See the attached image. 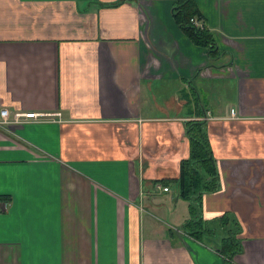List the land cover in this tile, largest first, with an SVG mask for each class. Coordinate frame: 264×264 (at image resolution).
I'll list each match as a JSON object with an SVG mask.
<instances>
[{"label":"crops","instance_id":"0c3cea01","mask_svg":"<svg viewBox=\"0 0 264 264\" xmlns=\"http://www.w3.org/2000/svg\"><path fill=\"white\" fill-rule=\"evenodd\" d=\"M172 1L0 0V108L52 114L0 124V264H223L159 181L188 154V119L219 183L202 219L228 213L231 264H264V0H193L220 65Z\"/></svg>","mask_w":264,"mask_h":264},{"label":"trees","instance_id":"16d2710c","mask_svg":"<svg viewBox=\"0 0 264 264\" xmlns=\"http://www.w3.org/2000/svg\"><path fill=\"white\" fill-rule=\"evenodd\" d=\"M170 14L173 22L187 39L192 44L204 48L207 65H220L222 52L218 50L209 29L202 23L196 25L190 21L193 16L201 17L193 0H173ZM184 127L188 141V154L179 160L176 178H161L159 181H163V183L173 182L177 196L187 201L188 216L179 228L199 240H202L204 234L208 238L215 239L218 242V251L225 257L223 264H231L233 254L241 250L240 240L237 237L240 230L239 223L236 219L231 218L228 213L207 220L202 219L200 195L202 192L216 190L219 185L218 177L202 122L196 119H188L185 121ZM191 213L196 214L189 216ZM227 217H230L231 220ZM222 218L225 220L222 221ZM208 221L220 224V227L226 222L229 226L224 224L221 234L218 235V233L213 232L211 226H207Z\"/></svg>","mask_w":264,"mask_h":264},{"label":"built area","instance_id":"2783aa9c","mask_svg":"<svg viewBox=\"0 0 264 264\" xmlns=\"http://www.w3.org/2000/svg\"><path fill=\"white\" fill-rule=\"evenodd\" d=\"M190 21L193 22L196 25H201V22L198 21L195 16L190 18ZM57 114V112L55 113ZM49 115H52L47 112H34V111H17L15 110L9 115V112L6 108L1 107L0 108V124L7 123V122H22L27 121L28 119H46ZM163 190L166 189V186L162 187Z\"/></svg>","mask_w":264,"mask_h":264},{"label":"rangeland","instance_id":"374dc122","mask_svg":"<svg viewBox=\"0 0 264 264\" xmlns=\"http://www.w3.org/2000/svg\"><path fill=\"white\" fill-rule=\"evenodd\" d=\"M156 88V87H155ZM155 88H154V91H155V96H156V98H160L161 96H163L164 95V93H163V91L161 90V89H159V88H157V90H155ZM189 95L190 96H193L194 97V99H195V96H196V94L195 93H193L192 91H189ZM196 213H191V215H189V216H193V215H195ZM227 219H229V220H231V218L230 217H227ZM225 220V218L223 219L222 218V221H224ZM228 220V221H229ZM207 226H211L212 228H213V232L214 233H218V235H220L221 234V230H222V228H223V226H224V224L225 225H227V226H229V224H227L226 222L220 227V224H217V223H215V222H211V221H208L207 223ZM208 228H210V227H208ZM216 228V229H215ZM226 229L228 228V227H225ZM180 230H182L181 228H179ZM217 232H216V231ZM183 231V230H182ZM216 234H214V235H216ZM202 239H204L205 241H210V242H212V241H215V239H211V238H208V237H206V235L204 234L203 236H202Z\"/></svg>","mask_w":264,"mask_h":264}]
</instances>
